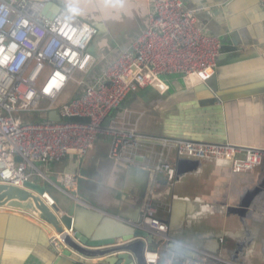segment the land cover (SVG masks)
Instances as JSON below:
<instances>
[{"label":"crops","instance_id":"1","mask_svg":"<svg viewBox=\"0 0 264 264\" xmlns=\"http://www.w3.org/2000/svg\"><path fill=\"white\" fill-rule=\"evenodd\" d=\"M56 1L98 28L89 46L95 61L85 76L88 82L148 26L147 0ZM182 1L197 10L196 26L221 43L215 74L186 84L178 75L165 76V92L147 86L129 93L106 122L126 118L143 135L264 148V0ZM170 159L175 175L167 183L160 173L110 158L108 139L99 137L84 158L71 153L47 171L58 186L63 173L78 174L76 187L68 192L112 215L79 209L77 223L85 232L88 227H134L124 222H138L144 195L155 180L158 216L167 224L171 250L186 256L203 250L239 264H264V163L252 172H233L223 160L174 153ZM48 189L55 198L66 196ZM49 235L30 214L0 208V264H76L52 250ZM157 240L153 248L168 254L164 239Z\"/></svg>","mask_w":264,"mask_h":264},{"label":"built area","instance_id":"2","mask_svg":"<svg viewBox=\"0 0 264 264\" xmlns=\"http://www.w3.org/2000/svg\"><path fill=\"white\" fill-rule=\"evenodd\" d=\"M47 1L0 0L1 184L40 181L48 191L52 186L75 204L112 216L68 192L76 187L78 174L63 173V187L53 183L49 164L73 152L84 158L99 137L108 139L110 158L160 173L167 183L175 175L170 153L223 160L233 172H252L264 163V148L143 135L126 118L105 124L129 93L147 86L165 92V76L178 75L186 84L190 78L204 82L215 74L221 43L216 35L196 26V9L185 7L182 0H147V28L88 82L85 76L95 61L89 46L98 28L64 7L52 18L43 15ZM42 100L47 101L45 107ZM41 112L48 114L35 121L27 119ZM52 112L55 116H50ZM156 185L154 180L144 195L140 221L125 222L164 239L162 245L169 253L162 254L158 247L146 249V264H239L203 250H195L194 256L171 250L167 224L158 216ZM41 198L47 205L55 203L50 192ZM65 230L73 233L72 227ZM49 245L57 255L66 249L57 234Z\"/></svg>","mask_w":264,"mask_h":264},{"label":"water","instance_id":"3","mask_svg":"<svg viewBox=\"0 0 264 264\" xmlns=\"http://www.w3.org/2000/svg\"><path fill=\"white\" fill-rule=\"evenodd\" d=\"M61 8L62 5L58 1L48 0L42 14L52 18ZM63 120L83 119L65 117ZM44 192L49 193L40 182L26 181L23 186L0 183V208L25 212L35 217L51 233L47 237L48 242L53 234H57L66 246L59 257L69 256L76 264H146L145 250L153 248V243L158 241L147 230L130 227L122 231L120 227L110 226L103 231L100 227L95 231L88 227L85 232L84 227L82 229L77 223L76 213L79 209L93 210L75 204L69 197L55 198L52 194L50 196L55 203L47 205L41 198ZM173 214L174 207L172 220L175 218ZM70 227L73 229L71 234L65 230Z\"/></svg>","mask_w":264,"mask_h":264},{"label":"rangeland","instance_id":"4","mask_svg":"<svg viewBox=\"0 0 264 264\" xmlns=\"http://www.w3.org/2000/svg\"><path fill=\"white\" fill-rule=\"evenodd\" d=\"M68 10H69V9H68ZM70 11H71V10H70ZM46 103H47L46 100H42V102H41V106H42V107H45V106H46ZM27 119L30 120V121H35V120H38V119H39V115H38L37 113H34L33 115L28 116Z\"/></svg>","mask_w":264,"mask_h":264},{"label":"clouds","instance_id":"5","mask_svg":"<svg viewBox=\"0 0 264 264\" xmlns=\"http://www.w3.org/2000/svg\"><path fill=\"white\" fill-rule=\"evenodd\" d=\"M73 11L75 12V11H76V9H74V8H73Z\"/></svg>","mask_w":264,"mask_h":264}]
</instances>
